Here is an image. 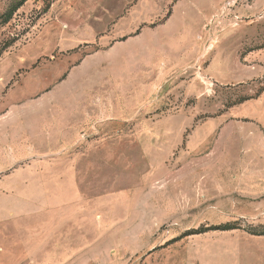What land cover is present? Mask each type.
I'll use <instances>...</instances> for the list:
<instances>
[{"label":"rangeland","instance_id":"1","mask_svg":"<svg viewBox=\"0 0 264 264\" xmlns=\"http://www.w3.org/2000/svg\"><path fill=\"white\" fill-rule=\"evenodd\" d=\"M263 47L264 0H0V264H264Z\"/></svg>","mask_w":264,"mask_h":264},{"label":"crops","instance_id":"2","mask_svg":"<svg viewBox=\"0 0 264 264\" xmlns=\"http://www.w3.org/2000/svg\"><path fill=\"white\" fill-rule=\"evenodd\" d=\"M263 49H264V47H263ZM254 53H250L249 56L254 55ZM253 99H257V97H251L249 99H244V100L241 101V103H239L238 105L234 106V108H230L229 111H225V113L223 112L221 115H219V117L217 119L220 122L219 126L223 127L222 128V130H223V141L225 139H227V138L230 139L231 135H233L235 137L236 133H237L236 132L237 125L236 124H232L231 123L232 121L227 122V119H225L226 112L228 113L229 117L233 116V115L235 117H241L240 115H238L236 113V111H235L236 109L235 108H237L239 105H243L247 101L253 100ZM241 118H244V117H241ZM247 121H250V122L254 123V132L256 133V138L253 141H251V139H249L250 145H254L256 143L257 144V150L259 152H263V150H264V124L262 125L259 121H254V120H251V119H247ZM217 123H218V121H217ZM241 123H244V122L241 121L240 123H238V125L242 126ZM235 142H236V140H235ZM73 143H76V142L71 139L65 144L64 158L70 160L69 167L66 166V175H67L66 179L67 180H66L65 184H71V185H73V186L78 188L80 184L75 179V175H77L76 173H77V168L78 167H75V166H77V164H73L72 163V159H79L80 161H82L84 159L85 150H82V149L76 150V149H74V144ZM223 147H224V149L231 148L227 144H226V146H223ZM226 172H228V173H226ZM232 172H233L232 168L225 167V166L223 168H221V169L219 168L218 170H216L214 163H212V164L209 163V165L207 167V174H208V176L212 175L213 179H215V176L217 174L221 175V174L226 173V174L231 175ZM69 176H71V178H72L71 181H69ZM225 189L226 188H223V191H225ZM0 228H1V225H0ZM0 233H2L1 230H0ZM2 234L6 235L7 232L4 231Z\"/></svg>","mask_w":264,"mask_h":264},{"label":"trees","instance_id":"3","mask_svg":"<svg viewBox=\"0 0 264 264\" xmlns=\"http://www.w3.org/2000/svg\"><path fill=\"white\" fill-rule=\"evenodd\" d=\"M214 229H218V227H214ZM222 229V228H221ZM223 229H227V228H223Z\"/></svg>","mask_w":264,"mask_h":264}]
</instances>
